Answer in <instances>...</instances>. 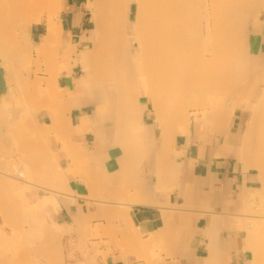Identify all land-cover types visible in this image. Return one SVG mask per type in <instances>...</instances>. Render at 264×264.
Returning a JSON list of instances; mask_svg holds the SVG:
<instances>
[{"label":"bare ground","instance_id":"obj_1","mask_svg":"<svg viewBox=\"0 0 264 264\" xmlns=\"http://www.w3.org/2000/svg\"><path fill=\"white\" fill-rule=\"evenodd\" d=\"M52 1L55 4L54 0H0V96L3 97L5 100L2 105L0 104V116L2 114V116L0 117V122L1 120H3L2 123L6 122L7 125L9 126V131L6 133V136H2V134L0 133V154L1 155L5 154L2 153V151L4 150L2 148L3 143H8L11 145L12 142H15L13 143L14 146H16L15 148L18 150V152H21V155H23V157L22 159L16 158L17 160H14L15 159L14 156V158H12L13 160L11 158L9 159V161L12 160L13 162L10 161L11 163L8 164L12 166V164L15 163L16 165L14 164V166L15 167L18 166L16 168L19 169H20L19 165L21 164L20 166H22V168L24 169L21 172L22 173L21 175L22 176L24 175L23 177L27 178V180L29 179L28 182L30 183V185L31 183L34 184L33 178L35 177L37 180H39V184L45 182L56 188L59 187L60 189L65 188L68 179L74 177L76 174L78 175L79 171L80 172L84 171L82 170V168L85 166L84 164L85 160L86 161L87 159L91 160L89 157L87 158V154L84 155V153L81 152L80 149L79 151L77 150L78 152H75V150L73 149L75 153L72 154L71 149L73 148V145H71L72 148L69 150V147L71 146L68 144V142L66 143V141L68 140L67 138L69 135L68 133L69 132L72 133V131L73 133L75 132L80 134L86 132H92V134H95L96 137L95 139L96 141L95 143H93L94 145L93 147L95 149L94 154H98L102 152L103 146H102L101 128L107 121L113 118V117L109 118V114L111 113L112 109L115 107H119L120 109H122V112L125 113L129 112L132 114L134 112H138L137 111L138 108L141 107V105H139L137 101L138 100L137 98L139 96L145 98L152 105L153 114H158L160 121L162 122L165 121L166 123L168 122V124L170 123V125L171 124L175 125L174 127L171 128H169L168 126H164L163 128L164 130L162 134L163 139L160 145L162 151H160L161 154L160 156L164 154L163 151H165L166 149H167L166 151L169 152L170 149H168V146L170 147V145L167 146V143L169 144L171 142V139L173 142V139L177 135H186V136L189 135V130L193 122H195L196 124L203 123V125L207 129H211L213 130V132L221 136L229 133L230 129L233 126L234 120L237 117V112H240L243 123L246 122L245 121L246 119H248V123H246L247 124L246 130L243 133V126H242V130H241L242 132L240 135H238V139L241 143L238 158L241 161L240 163H243L245 168V169L244 168L241 169L242 171H244L249 167L257 168L261 175L260 182L262 181L264 183V64H260L257 61L252 60L250 57L251 56L250 38L253 34L257 32V29L261 27L262 24H264L263 23L264 0H93L94 3L92 2V4H90L93 10L92 12L93 21L95 22L94 25L95 30L91 37L92 48H89L88 46L86 47L84 46L81 47L79 50H76V48L71 46L66 49L67 54L65 53L66 55H64L62 58L63 61L66 60V65L69 67L71 66L70 65L71 53L79 52V59L77 63H79V66L82 68L84 72L86 73L88 72V75L86 74L82 76V81L81 83H79V88L87 93L95 92L96 94L95 97L97 103V108L95 112L96 124L92 123L94 127H90L91 125L89 126L87 122L84 121L85 119L81 118L82 120H80L81 126L79 127V131L74 128L73 130H71L72 127L70 125L69 126L71 129L68 128V124H70L68 122L69 117L64 119V117L62 116L64 115L63 114L64 112L66 111L69 112L70 107L64 105L62 103L63 102L62 100L58 101L57 99L59 94L61 95V92L57 84V77H58L57 74L59 75V73L63 69L61 71L58 69L59 71L58 70L56 71L57 72L56 75H55L56 72L52 71L49 75V79H45V80L36 79V81L34 80L35 82L33 83L31 82L32 84L30 83V81H29L30 84H28L27 83L28 81L21 79L18 80L19 82L18 86L13 87L8 81V77L11 76L13 71L11 72V70H9L6 61L10 60L12 62L17 63L18 61L22 60V57L26 55L31 63V59H32L31 48H34L36 54L41 56L51 47V45L53 44L59 45L61 25H59V23L57 22L58 21L57 15L53 17L54 21L53 19H51V16L53 15L52 13H50L52 14L51 16L49 14L50 17L48 16V18L50 19H48V22L46 24L47 35L42 39V41L39 44H37V46L33 47L31 44L32 41L31 31L33 29V26L43 22L45 11L48 10V12H50L53 9L57 11L55 7L53 8V3L51 4ZM133 5H136L137 11H136L135 19L131 21L132 18L129 19L128 14ZM26 46L28 49H26ZM20 48L22 50H20ZM255 59L257 58L255 57ZM67 66L65 70L69 74V69L71 67H69V69L67 70ZM103 74L104 76H101ZM105 83L106 84L110 83V85L106 86ZM115 92L116 94L117 93L119 94V95L117 94V100H118V96L120 99L118 102L116 101V103L113 104L109 99H107L106 94L115 93ZM44 94H49V96L42 99ZM31 95H33L32 101H31ZM25 97L30 99L29 103L31 104L29 105L28 102H27L28 104L24 103V105L25 104L27 105L26 106L27 110L25 109L26 111L23 108L25 106L22 107L23 105L22 98ZM13 104L15 106V110L12 112V110L10 109V105ZM51 105H53L52 107H54L53 109L54 111L51 109L54 113V114L51 113V117L53 120L51 129H44L45 127L44 128L42 127V131H41V129L38 126L39 129L37 128L38 130H36L35 128L37 124L35 122L36 125H34V122H31V120L33 121V118L37 116L38 111H40L42 108H48V107L52 108ZM23 112L26 113L25 118L22 117V114H24ZM6 114L7 115L14 114L15 121H11L7 119V117L4 116ZM133 116L135 117L136 114L134 113ZM130 117L132 116H129V118ZM13 122H15L16 127H14ZM18 124H22V125H18ZM65 124H67L66 127L62 129L63 128L62 126H65ZM118 126L120 127L119 124L118 125L115 124V129L117 128L118 130ZM117 130L115 131V134L116 133L118 134ZM121 130L122 129H120L119 132H121ZM51 134L57 135L58 137L57 139L58 141L60 140L61 143L63 141H64L63 144L66 143L65 145H63V148L60 150L66 149L65 151L68 153V155L71 153L69 155V158L71 159V163L69 164L67 170L65 171L60 169L58 164L59 157H57V155L53 153V156L51 157L52 159H48L46 157V155L48 154L50 155V153H48V151L45 150L47 149L45 148V145L46 147L49 148V137ZM116 135H114L113 139L115 138ZM63 138H67L66 141ZM114 142L115 143L117 142L119 144V141H114ZM41 143L45 144L44 146L42 144V147H44L43 149L41 145L38 146V144ZM106 143L104 145H106ZM108 143H110L109 140ZM122 143L120 144L122 145ZM151 143H153V141H151ZM120 144L118 146H121ZM124 145H126V143ZM129 145L130 144L127 143V146H125L126 150L129 149ZM139 145H137L140 148L139 151L138 149L135 148L137 146H135L134 148H132L133 146L132 147L130 146V148L133 150L132 154L129 153H128L129 155L127 154L128 157L130 156L129 157L130 162L129 161L127 162L128 159L126 160L121 158V161L125 160L124 162L127 163L125 164L123 161L121 162L122 168L121 171L118 173L119 176L123 172L126 173V176L130 175L126 177L124 175L125 173L122 174L124 177L127 178L128 181L126 180L124 182V180H122L123 182L119 184L121 188L123 187L122 186L123 183H125L126 185L127 184L126 182H129V180L131 181L134 179L133 180L134 184L137 182L136 181L137 179L135 178L137 177L136 176L137 173L134 172V169L131 166L132 165L135 166L137 162H138L137 165H140L143 162V159L145 158L148 159V157L150 156L148 155L149 153L145 154L146 151L141 152V146ZM171 145H173V143ZM65 146L68 147L66 148ZM112 146H114V144ZM39 147L42 149V152L41 149L39 151ZM125 147L121 146V148L124 149L123 151V153L125 154V155L123 154L124 156H126V153L128 151V150L125 151ZM78 148L81 147L75 146V149ZM151 148H152L151 153H153L155 147H151ZM44 150L45 153L47 151L46 155L43 152ZM9 151L10 150H8V152ZM24 151L26 152V154ZM166 151H165L166 154L164 155L167 156L168 153ZM39 152L40 155L43 156V158L42 157L40 158V156L38 157ZM134 152L137 153L136 155L138 157L135 155ZM27 153L29 154L27 155ZM142 153H144L147 157L143 156ZM26 155L27 157H25ZM131 155H133L134 157L133 156L131 157ZM139 155H141L140 156L141 159L143 158L142 162L139 159L140 158ZM164 155H163V159L161 157L163 162L165 160L164 157L166 158V156ZM124 156L123 158H125ZM131 158H133V160ZM159 160L160 159L158 158L157 161ZM146 161L145 163H147ZM163 162H161V160L159 163L156 162V164H158L156 169H158L160 165L163 166L161 167L162 171L161 168H159L160 171L159 170L158 172L156 171V174L158 173L157 179L160 178L158 181H156V184L157 182L160 183L161 181L162 182L161 185L164 184L165 189L172 187L174 188L175 182L173 183V181H176L177 183V178L174 175H176V171H177L176 169H178V172H180V166L177 167L178 164L176 165V163L173 162L172 164L174 166H172V164L169 161L171 166H169L167 162V165L169 166V170H168L167 169L168 166H165L166 162H164V164ZM130 163L132 164L130 165L131 169L129 168ZM89 164L87 167L85 166L87 169L90 168ZM53 165L54 168L56 169V172L52 167ZM7 167L9 170L10 167L6 166V168ZM91 167H93V165ZM137 167L134 168L136 169ZM128 168L130 169L131 173L130 171L127 172V170H129ZM87 169H85L86 172L84 171L81 173L83 176L86 174L87 179L90 180L87 181L91 183V188L93 187L94 189V190L91 189L89 184L90 191L92 190L95 196V198L94 196H92V202L94 200H95L94 202H96V200L98 202L99 198H101L103 199V200L100 199L101 201L104 202L109 201L111 203L113 201L114 204L115 203L117 204L118 202H116V199L111 200L113 196L119 197V199L121 200L123 197L126 198L128 196L129 199H126V201L127 200L131 201V199L132 201H135L136 198L137 201H135L134 202L135 204L133 203V205H136L138 203L140 205L143 204L142 203L143 201H145V200L142 201V199L143 198L145 199L146 193L144 196H142L140 193V195L143 198L140 195L138 196L140 189L141 192L144 189L141 188V184L140 186L133 185L132 189L133 188L135 189L133 195L129 196L130 192H128V195L125 197L124 195L126 193L123 194L124 191L120 187L118 189L119 185H116L118 183L117 178L115 180L112 179V181L114 180L116 185L113 188L117 187V189L115 188L114 192H112L111 190L110 197L111 194L113 193L111 198L106 197L107 195H109L110 190L108 189V192H106L107 190L106 191L103 190L107 188V184L105 182V178L103 177V175H100L101 172H99L96 168H92L90 169V171H87ZM170 170L171 171L173 170L172 173L175 170V174L173 173L172 175H170V178L171 176L172 178L174 177L173 181L171 182L173 186L170 187L171 186L170 183L168 185V188H166L167 187L166 183L168 184V180L165 179V177H168L169 175L164 174V172L165 173L169 172L170 174L171 173ZM50 171L52 172L50 173ZM132 172L134 173L132 174ZM0 174H1L0 188L7 187L9 188V190H12L13 187H16L17 194L19 196H24V192H23L24 190H22L23 187L20 188L21 186L17 184L19 181L24 182L23 180L13 177V181H9L7 178L6 179L3 178L4 173L0 172ZM49 174L51 175L49 176ZM160 174H162V177H160ZM5 175H7V177H11L7 173H5ZM128 177H133V178L128 179ZM31 178L32 181H30ZM28 182H25V184ZM161 185L159 184V186ZM159 186L157 184L156 187L158 188ZM96 190H98L99 192L101 191V193L103 191L102 194L99 193L100 197L98 196V191ZM120 190H122L123 193ZM255 191H252L254 193H251V191L249 192V190L245 192V196H244L245 203L244 206H242V210H240L242 212H246L249 210L247 215L249 214V212L250 213L253 212L255 213L254 216L249 217L250 215L249 214L248 217L246 216V218L242 219L243 213L237 215L234 226L236 230L244 231L246 233V238L244 242L241 243L242 251L246 255L245 264H264V205L254 207V210L257 208L255 211H253V207L252 209H249V207H251L252 205L250 203L252 202L256 203L255 201H258L260 197L262 199L264 195L260 196L259 199L257 200L254 196L252 197L251 195L256 194L255 196H259L261 191L259 192L258 195H257L258 192ZM104 192H106L107 194L105 193L106 194L105 195ZM51 193L54 194L53 192ZM261 193L263 194V192ZM122 194L123 196L121 198ZM96 196L98 197V199H96ZM105 197L109 199L104 200ZM137 197L141 199H137ZM190 197L189 200L191 199ZM251 197L252 200L255 198L254 199L255 201L250 202ZM23 198L25 203L24 210L27 211L28 213L29 221L32 222V225L35 226L37 230L40 231L42 235L41 238L43 239L40 240V243L34 249L35 254L43 258L42 259L43 262H47L49 264V261L50 260L52 261L53 258H54L53 260L54 262L57 255L58 256L61 255L60 254L61 252H59L60 233H62L63 230H67V231H70V229L72 230L74 225H72L73 227L69 225L70 226V227L68 226L69 228H65L62 227L63 225L59 226L57 223H54L55 226L50 227L47 224V219L50 216L45 211L44 207L42 206V203L41 204L39 203L40 205L39 208L41 209L40 211L38 206H36L37 204L35 205L36 207L32 206L31 209V207H29V204H27V202L25 201L26 198L25 197ZM119 199H117V201ZM263 200H261V204ZM3 201H5L7 204L10 205L9 209L7 210H11L10 202L12 201V198L10 196H7L5 200H3V198L1 197L0 205L1 202ZM190 201L192 202V199ZM190 201L188 202L189 204L191 203ZM121 202L124 203L123 200ZM86 203L88 202L86 201ZM99 203L101 202L99 201ZM188 203L187 205L185 204V207L183 205L184 208L183 207L179 208L180 218L181 221H183L181 222V227L183 226L182 225L183 223L184 226L187 224L190 225V220L188 217L189 212L187 211L188 209H190V207H188L189 205ZM258 203H260V200L256 203V205ZM126 204L127 203H125L124 205ZM108 205L110 206L108 207L105 204L106 210L107 208L108 210L106 211L104 209L103 211L105 213L108 212L109 214L111 213V211L112 213H114L115 209L111 208L112 206L111 204ZM117 205L120 207L121 203L120 205L119 204ZM130 205L131 204L128 202L127 206ZM196 206H197V202H196ZM0 207L2 208V206ZM124 207L123 208L121 207L122 210H119L117 208V212L118 210L120 211L119 215L127 214L128 207L127 208L125 207V209ZM3 209L4 207L2 208V211ZM14 210L15 212L21 210V206L19 205L14 206ZM173 210L175 211V208L172 209V212ZM197 210H199V208ZM176 211H178V207ZM170 212L169 213L165 212L167 213V215L164 214L167 217L168 215H170L168 218L165 217L166 220L168 221V222L166 221L167 225L168 223H172L171 222L172 212L171 213ZM184 212H186L187 215H185ZM94 217L95 215L93 214L92 219ZM104 217L106 218L107 216L104 215ZM87 218L85 219L86 221L88 220ZM74 219L77 222L76 223L75 220H73L72 218L73 222H75L76 224L75 227L78 228L85 227L87 231L89 230L90 227L84 225L86 221L83 224L82 221L81 223L79 221L80 223L79 224L77 221V217ZM215 219L212 218L213 223L212 225L210 224L211 227L209 228L212 227L214 228L209 230V232L206 231V233L208 232V234L205 233L206 235H208L206 237L210 238L209 235L210 234L213 235L215 230L218 232V230L215 227V225L217 224ZM65 226L67 227V225ZM111 228L112 226H110V228L108 229L107 227H103L101 229L97 228V230L99 229L102 231L101 235L107 236L105 234L107 232L108 236H110L111 230L113 231V229ZM113 228L116 229V227L114 226ZM183 229L181 228L179 233H181V230ZM192 229H190V231H192ZM112 233H113L112 236L113 237L112 240H113L116 235L114 234L115 231ZM186 233L190 234L189 231ZM82 234L83 233H81V235ZM133 234L136 237L135 239L136 243L134 240L133 242L136 244V246L138 243L139 245H141L142 243L140 244V241L137 240L140 239V236L138 238L136 236V233ZM125 235H127L126 231H125ZM134 235H133V239H134ZM96 236L97 233H95V237ZM168 236L170 239L169 234ZM172 237L173 236H171V239ZM44 238L46 240H44ZM125 238L122 241H125ZM130 238L128 239V242L132 241L130 240ZM159 238L161 239L163 237H159ZM159 238L157 239L160 240ZM212 238L214 237L212 236ZM154 239H152V241ZM213 241L210 242L212 243L214 248L211 249V247L213 246H210L211 249V252L209 253L210 255L208 258H206L203 261V264H229L227 259L225 258L226 256L219 254L217 249H215L216 245H218L216 242L217 239L215 242ZM105 243H107V241ZM125 243L123 245L126 246L125 250L127 252L128 243H126V245ZM147 243L149 242L147 241ZM213 243L216 245H214ZM149 244L151 245V243ZM159 244H162L161 241L159 242ZM130 246H131L130 248L132 249L133 245ZM143 246L146 247V243H144ZM130 248H128V250ZM135 249L132 250H134L135 252L136 251ZM132 250H130V252H132ZM148 250H150V248H148ZM135 254L136 257L134 256ZM130 255L132 254L130 253ZM133 256L136 259L141 258V255H139L140 257H138L137 253H133ZM4 257L7 256L4 255ZM12 257L20 260L24 256L21 254H17L15 256L13 255ZM62 260L59 258L58 262L55 261L54 263L58 264L60 261L62 263L63 262ZM43 262L38 261L37 263L44 264Z\"/></svg>","mask_w":264,"mask_h":264},{"label":"crops","instance_id":"obj_2","mask_svg":"<svg viewBox=\"0 0 264 264\" xmlns=\"http://www.w3.org/2000/svg\"><path fill=\"white\" fill-rule=\"evenodd\" d=\"M92 2L94 3L93 0H59L58 1L59 11H58V21L57 22L59 23V25H61V33L59 36V46L60 47L58 48L59 53L66 51V49L71 46L76 48V50H79L81 47L90 46L92 44L91 37L95 30V26H94L95 22L93 21V13H92L93 10L90 6ZM132 8L128 14L129 19H131L133 15ZM46 35H47V28L45 26H41V28L35 27L32 31L31 38L34 44H39ZM263 40H264V24H262L261 27L257 29V32L251 36V41H250L251 51L255 53L257 57H260L261 59H264V54H263L264 53V41ZM49 66L53 68L52 69L53 72L57 71L55 70V67L58 66V64L54 63ZM62 73L60 74V76L57 77V84L61 92V95H64V96H61L59 94L57 99L58 101L62 100L63 101L62 103L64 105H67L68 107H70L69 112L68 111L64 112L63 113L64 115L62 116L64 117V119L69 117L68 119L70 121L68 120V122L70 124H68V128H70L71 126L72 127V129L70 128L71 130H73L74 128L79 131V127L81 126L80 120H82L81 118L85 119L84 121H86L89 126L91 125L90 127H94L93 124H96L95 112L97 108L95 92L87 93L85 91H82L79 88V81L81 77L79 76V69L77 67L73 66V68L69 70V74L66 71H63ZM49 75L50 74L43 75L41 79L43 80L49 79ZM48 96L49 94H44L42 99ZM106 97L113 103V93H107ZM138 104L141 105V107L138 108L137 110L138 112H134L136 114L135 117L133 116L134 113H132L133 114L132 115L129 112L128 113L121 112L117 108L112 109L115 111L113 112V118L107 121L101 128L102 129L101 137H102L103 150L102 152L98 154H94L95 149L93 147L94 146L93 143H95L96 137H95V134H92V132H86V133L80 134V133H75V132L73 133L72 131V133L70 132L68 133L69 135L66 134L68 135L67 141H66L67 138H63L66 141V143L68 142L70 146L73 145V148L72 146L69 147V150L72 148L71 149L72 154H74L75 152H78L80 149L81 152L84 153V155L87 154V158L89 157L91 159V160L87 159V161L85 160L84 162L86 167L88 166L89 163L91 164V166L93 165V167H91L89 164V167H90V168L88 167L89 169H87L84 166L85 169H87V171H90V169L92 168H96L99 172H101L100 175H103V177L105 178V182L107 184V188L103 190L105 191L107 190L106 192H108V189L110 190L109 195L106 196L109 198H111L113 194L112 193L110 197L111 190L112 192H114L115 188L117 189V187L115 188L113 187L122 183L123 182L122 180H124L125 182L127 180L126 177L130 176V175L126 176L125 172H123L122 174L125 173L124 175L126 177H124L122 174L119 176L118 174L122 168L121 162L123 160L121 161V158L126 159V160L128 159L127 162L128 161L130 162V158H129L130 156L128 157V155L132 154L133 152L130 146L131 147L133 146L132 148H134L135 146L140 144L139 146H141V152L146 151L145 154L149 153L148 155H150L149 156L150 159L148 157L149 162L147 158L145 159L142 158L143 159V162H142V159L140 157L141 155H139L140 157L139 159L142 163L140 165H137L138 164L137 162L136 165L138 167L136 165L135 166L132 165L131 164L132 162L129 164V168H130V165H132L131 167H133L134 172L137 173L136 175L137 177H135L137 179L136 180L137 182L135 181L136 182L135 184L133 182L134 180L133 179L131 181L129 180V182H126L127 183L126 185L125 183H123L122 188L120 185L118 186V189L120 187L124 191L123 193V191L120 190L123 194L126 193L124 195L126 197L128 195V192H130L129 196L133 195L134 190H135L134 188L132 189L133 185L140 186L141 184V188L142 189L144 188V189L142 190V192L140 189L138 196L140 195V193L142 196H144L146 193L145 199L140 195L143 198L142 201L145 200L142 202L144 205L143 204L139 205V203L136 205H133V203L137 201L136 198H135V201H132L131 199L132 202L128 200L126 201V199H129V197L127 196L128 198L127 197L122 198L123 194L121 195V198L124 203L121 202L122 200L119 199V197L113 196V198H111V200L116 199V202H118L117 204L120 205L121 203L120 207L116 203L115 205L113 201H112L113 204L109 201L107 202L105 201L106 202L105 203L104 201H101L103 200L101 198H99L98 202L97 200L96 202H94L95 196L93 194V191L92 190L90 191V188H91V183H89L90 180L87 179L86 174L84 175L86 177L85 178L81 173L85 171L84 167L82 168V170L84 171H81V172L79 171L78 175L76 174L77 176L75 175L74 177L68 179L67 185L64 188L67 194H64V196H61L58 200L59 210L57 214L54 215L55 222L59 226L63 225L62 227L69 228L70 226L73 227L72 225H74L75 227L76 220L74 218L77 217L78 223L79 221L80 223L82 221V224H83L86 221L85 219L88 217L87 218L88 220L85 222L86 224L84 223V225H86L87 227H90L91 229L89 228L88 231L85 230L86 232L84 231V228H83L78 233L73 232V231L72 232L66 231L65 233H63V237H64L63 247L65 248L64 250L66 251V253L75 259L80 258L81 252L79 248L82 243L83 235L85 236L88 233L91 234V232L93 230H97V228L101 229L103 227H107L108 229L110 228V226H112L111 229H113V231L111 230V235L109 234L111 238L110 236H108L106 232L105 234L107 236L105 237L103 241L104 242L107 241V243L105 244V246L101 248L105 252V254L107 253L105 264H146V263L147 264H151V263L152 264H203V261L209 257L210 255L209 253L211 252V249L214 248V246L212 245L210 241H213L215 237L216 238L214 239L213 242H215L217 239L216 242L218 244L216 245L213 243L214 245H216L215 249H217L219 254L226 256L224 257L227 259L229 264H245L246 255L242 251V244H241L243 243L242 238L239 235V230H236L234 226H235L237 215H239V211L242 208V202L245 196V192L247 190L256 189L259 185V182H258L259 178H258L257 172H255L252 168H248L244 171H242L241 169V168H244L243 163H240L241 161L238 158L239 149L241 147V143L238 139V135L241 134L242 132L241 130L243 126L241 116H238V113H237V117L235 118L233 126L230 129L228 134L219 136L217 133L213 132V130L207 129L203 125V123L196 124L195 122H193L189 130V135L187 136L177 135L173 139V142L171 139V142L170 141L169 142L171 144L173 143V145H171L170 143L169 144L167 143V146L170 145V147L168 146V149H170L171 151L169 150V152H167L166 151L167 149L165 150L168 153L167 154L168 157L164 155L166 153L165 151H163L164 152L163 155L166 156V158L164 157L165 159L164 162H166L165 166H168V165L171 166L172 162L176 163V165L178 164L177 167L180 166V172H178V169H176L177 170L176 175L174 176L177 178V183L176 181H173L174 177L172 178L171 176L170 178V175H172L173 173L175 174V170L173 173H172L173 170L172 171L170 170L171 171L170 174L169 172L168 173L164 172V174L169 175L168 177H165V179L168 180V184L166 183L167 185L166 188H168V185L172 181L173 183L175 182L174 188L172 187L173 185L171 183L170 187L172 188L165 189L164 188L165 185L164 184H163L164 186L161 185L162 184L161 181L160 183L157 182L158 186L159 184L161 186H159L158 188L156 187L157 186L156 181L160 179V178L157 179L158 173L156 174V171L158 172L159 168L163 167L160 165V167L156 169L158 166L156 162L159 163L160 160L161 162H163L162 161L163 155L160 156L161 155L160 151H162L160 148L161 147L160 145L163 139L162 134L164 130L161 124L153 116V108L151 107L150 103L145 98L141 97L138 100ZM53 105H51V107ZM51 109L53 110L54 107L42 108L37 113L38 123L41 127L43 128L45 127L44 129H51L52 127L53 120L51 117V113H53L54 110L52 111ZM129 116H132V117L129 118ZM114 123L116 125L118 124L120 125V127L118 126V130L117 128L115 129ZM66 125L67 124H65V126H62L63 127L62 129H64ZM165 125H168V122L167 123L165 122ZM120 129H122L121 132H119ZM116 130L118 132V134L116 133L117 135L115 134ZM114 135L116 136L113 139ZM57 138L58 137L55 134L50 135L49 149L55 155H57V157H59L58 158L59 167L61 170L65 171L67 170L69 164L71 163V159L69 158V155L71 153L68 155V153L65 151L66 149L60 150L63 148V145H65L66 143L63 144L64 141L61 143V141L60 140L58 141ZM112 139L114 141H119V144L122 142L124 144L126 143V145H124L123 143L122 145L120 144L121 146H124V147L127 146V143L130 144L129 149H127L129 152L126 150V147H125V151H127L126 156L128 158L124 156L125 155L123 153L124 149L121 148V146H118L119 144L117 142L115 143ZM108 140L110 141V143H108ZM151 141H153V143H151ZM105 143L106 145H104ZM112 143L114 144V146H112L113 145ZM74 145L79 146L81 148L75 149ZM65 147L67 148L68 146H65ZM151 147H155L153 150V153H151L152 151ZM90 148H91V151H90ZM135 148L138 149V151L140 149L138 146ZM73 149L75 150V152ZM136 152H134L135 155L137 154ZM142 154L143 156L147 157L144 153ZM133 155H131V157ZM123 156L125 158H123ZM158 158L160 159L159 161H157ZM131 159L133 160V158ZM145 161L147 163H145ZM169 161L171 164L169 163ZM167 162H168V165H167ZM169 166L167 167L168 170H169ZM172 166L174 165L172 164ZM134 167H137V168L135 169ZM130 169L127 170V172H129ZM161 171H162V168H161ZM134 172H132V174ZM160 177H162V174H160ZM116 178L118 179V183L115 185L114 180ZM132 178L133 177H128V179H132ZM112 179L114 180L112 181ZM138 179L140 183L138 182ZM89 184H90V188H89ZM156 188H157V191H156ZM91 189H93V187ZM106 192H104V194ZM99 193H101V191L100 192L98 191V196L100 195ZM147 195L150 199L147 197ZM92 196H94L93 202H92ZM189 197L192 199V202L190 201L191 199L189 200ZM105 198L104 200L109 199V198H106V199ZM187 198L191 202L190 204L188 203L189 201L187 200ZM96 199H98L97 196H96ZM117 199H119L120 201L119 200L117 201ZM137 199H141V198L137 197ZM86 201L88 203H86ZM99 201L101 203H99ZM128 202L131 204L130 206H127ZM144 202H146L148 205ZM196 202H197V206H196ZM107 203L111 204L112 205L111 208L115 209L114 210L115 212L113 211L114 213H112L111 211V213L109 214L108 212L105 213L103 211L104 209L106 210L105 204L108 207L110 206ZM125 203L127 204L124 205ZM187 203L189 204L188 207H190V209L192 208L191 210L190 209L187 210L189 212L188 217L190 220V225L187 224L188 225L187 227V225L184 226V223H183L182 224L183 226L181 227V222L183 221H181V218H180L179 208L180 207L182 208L183 205L185 207V204L187 205ZM124 206L128 207L127 214L119 215V212H120L119 210H122L121 207L123 208ZM177 207H178V211H176ZM117 208L119 209L118 212H117ZM174 208H175V211L173 210L172 212V209ZM198 208L199 210H197ZM168 211L172 212V215H171L172 223H168L167 225L166 224L167 220L165 217H167L166 215L167 213H169ZM186 212H184L185 215H187ZM93 214L95 215V217L92 219ZM104 215H106L107 217L105 218ZM169 216L170 215H168V217ZM72 218L73 220H75V222H73ZM212 218L213 219L216 218L215 220L217 224L215 223L216 225L215 224L213 225H215L218 232L215 230L213 235L212 234L209 235L210 236L209 238V237H206L208 236L206 234H208L209 230L214 228V227L209 228L211 227L213 223ZM65 225H67V227ZM113 226L116 227V229L113 228ZM178 228L183 229L181 230V233H179L180 229ZM187 228H190V229L194 228V229L190 231V229H187ZM99 229L98 231L102 232ZM114 231H115L114 234L116 236L112 240L113 238L112 232ZM125 231L127 235H125ZM188 231L190 232V234L186 233ZM206 231L208 232L206 233ZM81 233L83 234L81 235ZM133 233H136V236L138 238L140 236V239H137V240L140 241V244L142 243L141 245H139L138 243L136 246L135 244L136 237ZM168 234L170 235V239H169ZM133 235H134V239H133ZM171 236H173L172 239H171ZM212 236L214 238H212ZM159 237H163V238L160 239ZM124 238H125L126 243H128L127 252L125 250L126 246L123 245L125 241H122L124 240ZM129 238L132 241L129 240L130 242H128ZM157 238H159L160 240H158ZM152 239L154 240L152 241ZM133 240L135 241V243L133 242ZM147 241L151 243V245L147 243ZM160 241L162 244H159ZM119 242L121 243V245ZM143 242L146 243V247L143 246L144 244ZM130 245H133L132 249L137 248L135 250L136 251L138 250V251L134 252V250L130 248L131 247ZM141 246L144 248H142ZM210 246H213V247H211L210 249ZM147 247L150 248L151 251L148 250ZM128 248L130 249L128 250ZM130 250H132L133 253H137L138 257H140L139 255H141V258L136 259L135 258L136 254L134 255L135 256L134 257L133 253L130 252ZM130 253L132 255H130ZM74 262L77 263L76 260Z\"/></svg>","mask_w":264,"mask_h":264},{"label":"rangeland","instance_id":"obj_3","mask_svg":"<svg viewBox=\"0 0 264 264\" xmlns=\"http://www.w3.org/2000/svg\"><path fill=\"white\" fill-rule=\"evenodd\" d=\"M54 1H55V4L53 3V1L51 2V4L53 3V8L55 7V9H57V11H55L54 9L52 10L53 12L52 11L48 12V10L45 11L43 22L40 23V24H38V25H34L33 26V29L35 28V26L36 27H39V28H41V26H45L46 27V24L48 22V19H50V18H48V16H49L50 13H52L54 15L53 16L52 14H50V16L52 15L51 16V19H53V21H54V18L53 17H55L56 15L58 16V1L59 0H54ZM136 11H137V7H136V5H133L132 21L135 19ZM33 29H32V31H33ZM32 31H31V34H32ZM250 41H251V38H250ZM31 44H32L33 47L37 46V44H34L33 41H31ZM88 47L89 48H92V44L90 46H88ZM58 48H59V45L58 44H53L41 56H39V55L36 54V51H35L34 48H31V53L33 54V55L31 54V58L33 59V60L31 59V63L28 60V57L26 55L24 57H22V60L18 61L17 63L12 62L10 60L6 61V64L8 65L9 70H11V72L13 71L12 74L10 72L11 76L8 77V81L10 82V84L13 87L14 86H18V84H19L18 80H21V79H24V80L28 81L27 82L28 84H30L31 82L32 83L35 82L36 79L41 80V77L43 75H47V74H50L52 72V69L53 68L50 67L49 65H52L54 63L55 64H58V66L55 67V70H58L59 69L61 71L63 69L60 73H62L63 71H66L65 70V68L67 66L66 65V60H64L65 61V63H64V61H63L62 58L67 53H66V51H64L62 53H59ZM26 49H28L27 46H26ZM20 50H22V49L20 48ZM250 54H251L250 57H251L252 60L257 61L260 64H264V59H261L260 57H257V55L251 51V47H250ZM255 57L257 59H255ZM78 59H79V52L78 53H71V61H70V65L71 66H69V67H71L70 69H72L73 66H74V67H77L79 69V76L81 77L79 83H81L82 76L83 75H86V74L88 75V72L86 73V72H84L82 70V68L79 66V63H77ZM63 64L66 65V66H64ZM69 67L67 66V70L69 69ZM8 73H9V71H8ZM60 73H59V75H60ZM56 74L57 73H55V75ZM59 75L57 74V76H59ZM98 75H99V73H98ZM101 76H104V74L101 75ZM29 81H30V83H29ZM105 85L106 86H109L110 83H107V84L105 83ZM117 94H116V92L113 93V104H115L116 101L118 102L119 99H120L119 96H118V100H117ZM32 96L33 95H31V101H32ZM25 98H22L23 99L22 100V102H23L22 103L23 104L22 107L25 106L23 108H24V110L25 109L27 110V108H26L27 105L26 104L29 103V100L30 99L29 98H26L25 99ZM140 98H141V96H139L137 99L139 100ZM4 101H5L4 98L0 96V104L1 105L4 103ZM14 101H15V99H14ZM36 101H37V99H36ZM24 103H26V104L24 105ZM29 105H31V104L29 103ZM151 107H152V105H151ZM115 108L119 109V111L122 112V109H120L119 107H115ZM10 109L12 110V112L15 110L14 104L13 105H10ZM113 112H115V111L114 110L111 111V113L109 114V118H112L113 117ZM23 113L24 114H22V117L25 118V114L26 113L25 112H23ZM237 113H238V116H241L240 115V112H237ZM1 116H2V114H1ZM4 116H6L7 119H9L11 121H15L14 120V118H15L14 117V114H10V115H7L6 114ZM153 116L161 124V126L163 128H164V126H168L169 128L175 126V125H172L171 126L170 124L164 125L165 124V121L164 122L160 121L158 114H153ZM2 121L3 120H1V122H0V126H1L0 127V133L2 134V136H6V133L9 131V126L7 125L6 122H3L2 123ZM245 121L246 122L243 123V133L246 130V126H247L246 123H248V119H246ZM31 122H34V125L37 124L36 125V128L34 126V128L36 130H38L40 128L41 131H42V127L38 123L37 116H35L33 118V121L31 120ZM35 122H36V124H35ZM13 125H14V127H16L15 126V122H13ZM18 125H22V124H18ZM38 126H39V128H38ZM20 129H21V127H20ZM13 143H15V142H12L11 145L8 144V143H3L2 144V146H3L2 148L4 149L2 151V153H5L4 155L7 158L4 155H1L0 154V172L1 173H4L3 174L4 175L3 178H5V179L7 178L9 181H13V177H16V178H19L20 180H23L24 182L19 181L20 183L18 182L17 184H19V186H21L20 188L23 187L22 190H24L23 191L24 192V196H19L17 194L16 187H13L12 190H9V188H7V187H3V188L1 187L0 188V198L2 197L3 200H5V198L7 196H10L12 198V201L10 202L11 203V210H7V209H9L10 205L7 204L5 201L1 202V205H0V206H2V208L4 207L3 211H2V208L0 207L1 208V210H0V256H1L0 257V264H38L37 263L38 261L39 262L40 261L43 262V260H42L43 258L37 256L35 254L34 249L40 243V240L42 239L41 238L42 235H41L40 231L37 230V228L32 225V222L29 221L28 213H27V211L24 210L25 203H24V198L23 197L26 198L25 201L27 202V204H29V207H31V209H32V206L34 207L36 204H37L36 206H38V208H39V206H40L39 203L40 204L42 203V206L44 207L45 211L50 216L47 219V224L50 227H54L55 226L54 223H56L55 222L54 215L57 214V212L59 210L58 200H59V198L62 195H64V193L66 194V191H65L64 188L63 189L62 188L60 189V187L59 188H56V187H54V186H52V185H50L48 183H45V182L44 183L42 182V184H39V180H37L35 177H34L35 179L33 178L34 184L31 183V185H32L31 186L30 183L28 182L29 179L27 180V178L23 177L24 175L23 176L21 175L22 174L21 172L24 170L22 168V166H20L21 164L19 165L20 169L19 168H16L18 166H16V167L14 166L15 163L12 164V166H10L8 164V163L13 162L12 161L13 160L12 158H14V156H15V159L14 160H17L19 158L22 159V157H23V155H21V152H18V150L15 148L16 146H14ZM42 144H43V146L45 145L44 143H41V144H38V146L41 145V147H42ZM43 148L44 147H42V149ZM45 148H47L45 150H47L48 153H50V155L49 154L46 155L47 154V151L45 153V150L43 151L44 154L46 155V157L48 159H52L51 157L53 156V152L48 147H46V145H45ZM11 149H12V151H11ZM40 149L41 148L39 147V151H40ZM42 149H41V152H42ZM8 150H10V151L8 152ZM24 152H22V153H24ZM6 153H7V155H6ZM25 154H26V152H25ZM28 154L29 153H27V155ZM27 155L25 157H27ZM2 156H4V157H2ZM8 156H9V158H8ZM39 156H40V158L41 157L43 158V156L40 155V152L38 154V157ZM10 158L12 159V160H10L11 162L9 161ZM6 166H9L10 167V169H9L10 171L8 170V167L6 168ZM52 167L54 168V165ZM249 168H252V169L254 168L253 170L255 172H257V174H258V178H259V181H258L259 182V185H258V187L256 189H254V190H249V192L251 191V193H254L252 191L257 190V191H255V192H258L257 195L259 194L260 191L263 192V194L260 192L259 196H255L256 194L255 195H253V194L251 195L250 194L252 197L254 196L258 200L260 196L264 195V183L262 181L260 182V180H261L260 179V176L261 175H260L259 170L257 168H255V167H249ZM52 171H50V173ZM54 171L56 172V169L55 168H54ZM5 173H7L8 175H10L11 177H7V175H5ZM50 175L51 174H49V176ZM0 176H1V174H0ZM30 181H32V178L30 179ZM25 182H28L29 184L28 183L25 184ZM37 184H38V186H37ZM12 186H13V184H12ZM51 192H53L54 194H52ZM252 197H251L250 202L255 201L254 200L255 198L252 200ZM263 197H262V199L260 197V199H259L260 200V203H258L259 205L258 204L256 205V203L259 200L258 201H255L256 203H253V202L250 203L252 205H251V207H249V209H252V207H253V211H255L257 208L254 210V207H258L260 205H264L263 204L264 203ZM261 200H263L262 201V204H261ZM244 201H245V198L243 199L242 206H244V203H245ZM250 204H249V206H250ZM16 205L21 206V210L15 212L14 206H16ZM254 205H256V206H254ZM40 210L41 209L39 208V211ZM241 210H242V208H241ZM248 211H246V212L239 211V215L243 213L242 219L246 218V216L248 217L249 214H250L249 217L254 216L255 213H253V212H251L252 214L249 212V214L247 215ZM250 211H252V210H250ZM53 220H54V222H53ZM83 228H84V230H86L85 227H82V228L73 227L72 230L70 229V231L63 230L62 233H60V236H59V243H60L59 244V246H60L59 250L60 251L59 252H61L60 253L61 255L60 256L57 255V257L55 258V261L58 262V260L60 258L61 260L63 259L62 260L63 261L62 263H61V261L59 262L60 264H105L106 254H105V252L101 248L103 246H105V244H106L103 241L106 236L105 235H101L102 232H100L98 230H93L91 232V234H89V235L86 234L85 236L82 237V243H81V246L79 248V250L81 252V257L80 258H76L75 259V258L71 257L70 255H68L66 253V251L64 250L65 248L63 247V245H64L63 244V238H64L63 237V233H65L66 231L67 232L73 231V232H77L78 233ZM95 233H97V236L96 237H95ZM239 235L242 238V242H244V240L246 238V233L244 231H239ZM44 240H46V239L44 238ZM90 245H92V246H90ZM17 254H21L24 257H22L20 260L15 259L14 257H12L13 255L15 256ZM57 254H58V251H57ZM4 255H6L7 257H4ZM53 260H54V258L52 259V261L50 260L51 262L49 261V264H53L55 262V261L53 262ZM75 260H76L77 263L74 262ZM25 261H26V263H25ZM43 263L44 264H48L47 262H43Z\"/></svg>","mask_w":264,"mask_h":264}]
</instances>
